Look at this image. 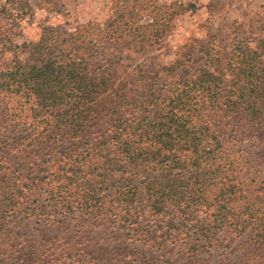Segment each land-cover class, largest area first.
<instances>
[{
    "label": "trees",
    "instance_id": "16d2710c",
    "mask_svg": "<svg viewBox=\"0 0 264 264\" xmlns=\"http://www.w3.org/2000/svg\"><path fill=\"white\" fill-rule=\"evenodd\" d=\"M111 1L102 25L41 24L20 51L2 36L18 15L0 33V95L24 114L20 150L34 147L53 208L111 221L127 264H172L169 246L198 264L219 232L249 229L257 250L264 188L246 150L264 157V36L217 30L168 62L181 3ZM123 58L141 61L117 78Z\"/></svg>",
    "mask_w": 264,
    "mask_h": 264
},
{
    "label": "rangeland",
    "instance_id": "374dc122",
    "mask_svg": "<svg viewBox=\"0 0 264 264\" xmlns=\"http://www.w3.org/2000/svg\"><path fill=\"white\" fill-rule=\"evenodd\" d=\"M173 1L181 3L183 10L178 11L166 39L168 51L158 53L160 56L168 53V62L190 40L206 39L217 30L221 39L234 31L242 32V36H264V0H167V3ZM155 2L160 5L164 0ZM111 6V0H0V33L10 22L6 13L18 15L16 25H7L10 30L2 36L9 35L20 51L23 40H38L41 24L66 29L87 22L102 25ZM240 24L242 29L237 27ZM9 54L6 52V59ZM140 61L141 58H123L119 64L129 67L118 66L117 78ZM17 109L15 100L0 95V259L6 264H127L120 252L129 242L111 221H90L79 212L64 214L53 208L40 172L44 166L34 161V147L25 149L28 154L20 150L29 129L26 122L20 121L24 114L20 111L18 114ZM246 151L250 155V172H255L258 187L264 188V157L253 148ZM57 208L60 209L59 205ZM250 233L249 229L239 236L219 232L210 255L200 256L198 264H264V229L255 238L257 250L251 252V240L257 233L251 236ZM179 250L182 249L178 246H169L163 253L172 264H183ZM149 255L155 260L165 258L156 252Z\"/></svg>",
    "mask_w": 264,
    "mask_h": 264
}]
</instances>
